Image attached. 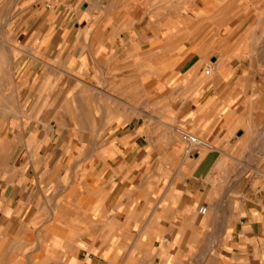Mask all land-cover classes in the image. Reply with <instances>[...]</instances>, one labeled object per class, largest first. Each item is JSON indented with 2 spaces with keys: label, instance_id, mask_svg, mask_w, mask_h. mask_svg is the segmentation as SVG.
Returning <instances> with one entry per match:
<instances>
[{
  "label": "crops",
  "instance_id": "1",
  "mask_svg": "<svg viewBox=\"0 0 264 264\" xmlns=\"http://www.w3.org/2000/svg\"><path fill=\"white\" fill-rule=\"evenodd\" d=\"M239 33L246 57L203 68ZM249 34L264 0H0V264H264ZM176 125L210 147L185 155Z\"/></svg>",
  "mask_w": 264,
  "mask_h": 264
},
{
  "label": "rangeland",
  "instance_id": "2",
  "mask_svg": "<svg viewBox=\"0 0 264 264\" xmlns=\"http://www.w3.org/2000/svg\"><path fill=\"white\" fill-rule=\"evenodd\" d=\"M180 5L181 4H178V6H180ZM78 9H80L79 5H78ZM179 14H180L179 11H174V12L171 13V15H179ZM120 21H121V24H123L124 26L128 25V27H129L130 20H129L128 17L124 18V19H120ZM169 21L173 22L174 25L176 27H179V28L186 27V26H189V27L192 26V20L191 19H187L186 20V19H183V18H169ZM79 24H80V20L78 19L77 25H79ZM208 25H209L208 24V20H202V22L200 24L202 33L200 35H198V36L201 37V39H203V38L205 39V41H203V42L206 43L207 46L209 45V43L207 41V34H205L203 32L208 30ZM239 37H241L240 33L235 35V36L234 35L229 36V38H233V39H232L231 42H228V44L225 45L224 44L223 35L222 36L221 35H217L216 39L214 41V45L216 46V51L213 53L212 57L208 55V56H206L204 58L203 68L205 66H208L207 68L209 69V66H211V68L209 70L210 71H214L215 68H216V61H217V59L220 58L219 56L227 57V58H230V59H241V58L246 57L247 51H245V54L243 56H241V40L239 39ZM243 37L246 38V36H243ZM252 37H253V40H252ZM236 38L239 39L238 42H236ZM248 38H249V41L248 40L245 41V47H249L250 45L251 46L253 45L252 47H254L256 45L257 41H258V48H263V46H264V36H253V35L249 34ZM251 40L254 43H252ZM127 50L129 51L128 48H127ZM153 53H157V52H153ZM164 53H166L170 57V56H173V54L176 53V51L169 50V51H166ZM248 54H249L250 57L253 55L252 56L253 58L254 57H259L260 59L264 60V50L263 49L255 50L254 52L249 50ZM153 58L155 59V58H158V57L153 55ZM186 58H187V60L196 59V53L195 54L191 53L189 55L187 54ZM213 58H215V60H213ZM156 69H159V68L154 67L152 75H157L155 73ZM155 85H157L155 87H157L158 89H160L163 92L164 101L168 100L171 103V101H173L172 100L173 95L175 94V92H177V87H176V83H174V80L168 84L169 87H166L167 85L162 87V84H155ZM170 105L171 104H169V106ZM176 130H177V135L179 136V138L185 143V155H187L188 153H187V142H186V140L184 139V137L182 135V133H184V132L187 133V134L193 135L195 137H198L200 140L204 141L205 145L207 143L206 147H208V146L210 147V143L208 142V140H206V138L203 137L202 135H200L199 133L193 132L192 130L185 129V128H183L181 126H177V125H176ZM199 151H200V149L198 150V152ZM192 154H194V153H192ZM188 155H191V154H188ZM228 165L236 166L237 164H223V166H228ZM214 245H216L215 249L219 250L220 247L224 245V242H221V241L215 242ZM253 245H255V246L259 245V246H262L264 248V243H259V244L254 243ZM220 261L221 260H219V259H208V263L209 264H218Z\"/></svg>",
  "mask_w": 264,
  "mask_h": 264
},
{
  "label": "built area",
  "instance_id": "3",
  "mask_svg": "<svg viewBox=\"0 0 264 264\" xmlns=\"http://www.w3.org/2000/svg\"><path fill=\"white\" fill-rule=\"evenodd\" d=\"M210 68L211 66H209V69ZM183 135H184V139L187 142V153L188 154L197 153L198 150L203 147L204 142L201 140L203 142L202 143L199 138L193 135L187 134V133H183ZM202 211H205V209H202Z\"/></svg>",
  "mask_w": 264,
  "mask_h": 264
},
{
  "label": "bare ground",
  "instance_id": "4",
  "mask_svg": "<svg viewBox=\"0 0 264 264\" xmlns=\"http://www.w3.org/2000/svg\"><path fill=\"white\" fill-rule=\"evenodd\" d=\"M218 55H219V54H218ZM203 57H204V56H203ZM219 57H221V56H219ZM223 59L225 60V58H223ZM217 60H218V59H217ZM219 60H220V59H219ZM222 61H223V60H222ZM223 62H224V61H223ZM219 63H220V62H219ZM219 63H218V64H219ZM221 63H222V62H221ZM218 66H219V65H218ZM183 132H184V131H183ZM184 133H185V132H184ZM182 135H183V133H182ZM183 137H184V135H183ZM197 138H198V137H197ZM182 139H183V138H182ZM200 141H201V140H200ZM201 142H202V141H201ZM203 142H204V141H203ZM203 142H202V143H203ZM206 145H207V143H206ZM203 146H205V145H203ZM208 147H209V146H208ZM205 149H206V148H205ZM200 150H201V149H200ZM187 155H188V154H187Z\"/></svg>",
  "mask_w": 264,
  "mask_h": 264
}]
</instances>
